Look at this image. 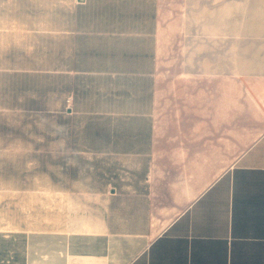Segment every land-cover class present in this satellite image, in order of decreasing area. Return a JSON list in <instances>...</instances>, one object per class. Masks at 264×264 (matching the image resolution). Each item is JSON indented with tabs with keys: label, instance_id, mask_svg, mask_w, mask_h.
I'll use <instances>...</instances> for the list:
<instances>
[{
	"label": "crops",
	"instance_id": "obj_1",
	"mask_svg": "<svg viewBox=\"0 0 264 264\" xmlns=\"http://www.w3.org/2000/svg\"><path fill=\"white\" fill-rule=\"evenodd\" d=\"M162 2L0 0V111L17 126L0 152V264H264V0H202L192 59L230 71L242 90L225 110L247 94L263 128L230 164L211 143L242 134L190 135L202 146L167 167Z\"/></svg>",
	"mask_w": 264,
	"mask_h": 264
},
{
	"label": "rangeland",
	"instance_id": "obj_2",
	"mask_svg": "<svg viewBox=\"0 0 264 264\" xmlns=\"http://www.w3.org/2000/svg\"><path fill=\"white\" fill-rule=\"evenodd\" d=\"M162 1L164 18L158 71L156 164L159 167L171 163L186 166L187 159L178 158L180 151L203 144L190 141V135L236 132L243 135L242 141L211 143L226 150V162L230 164L237 154L248 148L252 133L263 128L260 111L251 108L249 97L244 93L238 96L246 106L226 111L227 90L236 86L242 90L241 85L229 77L230 71L225 69L219 74L217 63L210 62L211 71L205 74L202 62L192 60L194 54L202 57L201 52L197 53L204 35L202 0ZM209 28L213 33L212 23ZM11 118L9 112L0 111V152L10 148L6 137L12 132L17 133V126H12ZM222 161L223 158H211V172Z\"/></svg>",
	"mask_w": 264,
	"mask_h": 264
}]
</instances>
